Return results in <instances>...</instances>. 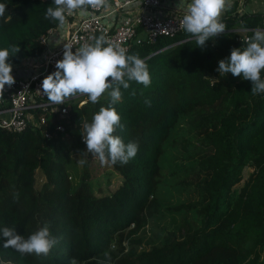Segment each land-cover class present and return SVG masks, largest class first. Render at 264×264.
<instances>
[{"label":"trees","instance_id":"16d2710c","mask_svg":"<svg viewBox=\"0 0 264 264\" xmlns=\"http://www.w3.org/2000/svg\"><path fill=\"white\" fill-rule=\"evenodd\" d=\"M0 2L7 5L0 48L20 47L9 62L40 56L42 37L59 26L45 19L54 0ZM231 12L221 18L225 31L203 47L184 30L131 43L127 54L146 61L151 84L130 82L112 105L122 125L114 135L138 143L126 164L99 163L120 176L116 186L105 190L106 171V186L94 191L98 169L90 162H82L76 179L69 169L70 155L87 151L83 123L108 106L107 96L95 104L85 95L67 99L59 105L66 114L43 112L39 128L0 129V229H16L26 239L47 223L58 240L47 256H37L5 248L0 238V264H69L72 258L77 264H264V93L253 94L242 75L217 71L233 48L246 47L233 28H250L249 40L264 20ZM182 121L190 134L174 144V158L188 162L173 167L170 177L197 187L200 200L164 206L165 144ZM166 214L171 225L159 226Z\"/></svg>","mask_w":264,"mask_h":264},{"label":"clouds","instance_id":"9594fccd","mask_svg":"<svg viewBox=\"0 0 264 264\" xmlns=\"http://www.w3.org/2000/svg\"><path fill=\"white\" fill-rule=\"evenodd\" d=\"M227 0H180L179 8L184 15L179 27L193 36L199 47L205 46L211 37H217L225 31L221 15ZM54 7H47L45 19L57 21L60 27L66 23L67 15L77 10L85 12L88 7L98 9L107 5V0H54ZM7 5L0 2V18H5ZM243 49L233 48L230 57L219 61L217 71L221 76L228 73L241 76L252 82L253 94L264 93V30L257 29L254 35L245 41ZM63 58L56 63V71L47 75L42 81V92L54 104H64L66 99L78 95L87 96L92 103L107 94L108 106L100 107L91 122H84L82 135L87 146V153L98 158L102 165L126 164L138 152V143L125 142L114 135L117 127H122L121 117L114 105L121 98V87L128 89L130 82L135 81L145 87L150 86L151 76L148 65L138 54H127V49L111 42L104 34L73 51L65 44ZM20 47L15 44L10 48H0V91L5 85L11 87L15 83L13 66L9 62L11 56L17 54ZM135 95V91L132 92ZM15 193L14 198L18 199ZM0 238L5 248H13L21 255L35 253L47 256L58 243L52 236L48 224L33 232L28 238L18 234L16 229L4 227L0 229ZM105 256L110 260L108 253ZM69 264H77L72 258Z\"/></svg>","mask_w":264,"mask_h":264},{"label":"built area","instance_id":"2783aa9c","mask_svg":"<svg viewBox=\"0 0 264 264\" xmlns=\"http://www.w3.org/2000/svg\"><path fill=\"white\" fill-rule=\"evenodd\" d=\"M132 3H138L136 9L131 10L132 19L113 25L106 22L108 16ZM161 5L162 0H107L106 6L98 9L88 7L83 13L77 10L67 15L61 43L49 45L50 37L57 32V27L49 29L41 39L45 51L40 56L28 57L20 63V68L27 71L28 75L14 76L15 83L11 87L5 85L4 91H0V129L20 132L28 126L39 128L45 121L46 112L66 114V107L59 108L60 104L50 102L42 92V81L50 70H56L57 61L63 58L65 44L75 51L86 43H92L96 35L104 34L108 40L128 50L132 42H138L143 37L137 31L139 28L145 31V37L150 42L162 36L172 37L182 31L179 21L184 13L161 16L156 12ZM242 38L248 40L247 35ZM38 109V114H35Z\"/></svg>","mask_w":264,"mask_h":264},{"label":"rangeland","instance_id":"374dc122","mask_svg":"<svg viewBox=\"0 0 264 264\" xmlns=\"http://www.w3.org/2000/svg\"><path fill=\"white\" fill-rule=\"evenodd\" d=\"M81 95H78L76 97H80ZM102 96H107L105 93ZM190 134L189 129L185 123V121L180 122L173 130L171 137L169 141L165 144L166 149L168 150V153L166 155V158L163 159V163L166 165L165 171L166 175L168 176V180H166V183L162 187L163 191V205L164 206H175L178 203L185 202V203H191V202H198L200 200V194H199V189L194 186H189V187H183L180 185V183L176 182L173 178L170 177L172 168L177 167L179 164H187L188 160L187 159H179V158H174L175 153V147L174 144H178L182 141V139L187 138L188 135ZM70 159L73 164L69 167L71 170L73 178H77L81 171L80 167L82 165V162H90L89 165L92 167V164L97 165V170L94 172L96 174L92 175L91 177V184L92 188L94 191L101 189L102 187H105V179H106V171H108L110 174L109 175V183L107 184L108 188L110 189L113 186H116L119 181H120V176L115 174L114 171L111 170L110 166L107 168L104 167V169L99 168L101 166L100 161L98 158H95L92 156V154L87 153L86 150H82L81 152L77 154H71ZM74 166V170H72ZM91 171V170H90ZM175 172H178V170H174ZM100 181L102 183L100 184ZM100 187V188H98ZM103 191V189H102ZM173 217H170V215L166 214L161 221H159V226H163V224H166L167 227L171 225V220ZM180 216H176L175 222L180 221ZM13 264V263H11Z\"/></svg>","mask_w":264,"mask_h":264},{"label":"crops","instance_id":"0c3cea01","mask_svg":"<svg viewBox=\"0 0 264 264\" xmlns=\"http://www.w3.org/2000/svg\"><path fill=\"white\" fill-rule=\"evenodd\" d=\"M180 0H162V5L160 8L156 9L161 16H168L174 14H181L184 13L183 8H179ZM138 3H132L131 5L125 7L121 11L116 14L110 15L106 18V22L108 24L113 25L114 23L129 21L132 19L133 9H136ZM232 7L231 15L235 13H249V14H257L259 15L262 20H264V0H227V4L225 7L224 12L221 15V18L225 17L227 14L226 12L230 10ZM234 31H238L243 35H247V32L251 30L250 28H246L243 26H236L233 28ZM260 29L264 30L263 27L258 25V28L255 30ZM140 34L142 36H146V33L143 29H140ZM63 35V27L58 26L57 32L50 37L49 45L55 46L59 45L62 41ZM14 72L12 73L13 76H26L28 75L27 71H24L20 68V64L13 65Z\"/></svg>","mask_w":264,"mask_h":264}]
</instances>
